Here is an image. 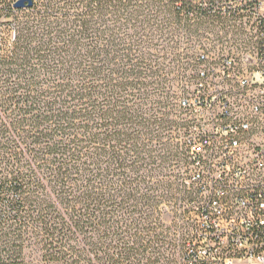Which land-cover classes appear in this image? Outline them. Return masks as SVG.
I'll use <instances>...</instances> for the list:
<instances>
[{
    "label": "trees",
    "instance_id": "trees-1",
    "mask_svg": "<svg viewBox=\"0 0 264 264\" xmlns=\"http://www.w3.org/2000/svg\"><path fill=\"white\" fill-rule=\"evenodd\" d=\"M216 2L0 0L17 28L0 48V264H178L180 47Z\"/></svg>",
    "mask_w": 264,
    "mask_h": 264
},
{
    "label": "built area",
    "instance_id": "built-area-1",
    "mask_svg": "<svg viewBox=\"0 0 264 264\" xmlns=\"http://www.w3.org/2000/svg\"><path fill=\"white\" fill-rule=\"evenodd\" d=\"M216 6L215 25L180 47L175 117L188 197L175 208L174 253L178 264H264V0ZM13 21L0 17V48L16 39Z\"/></svg>",
    "mask_w": 264,
    "mask_h": 264
},
{
    "label": "rangeland",
    "instance_id": "rangeland-1",
    "mask_svg": "<svg viewBox=\"0 0 264 264\" xmlns=\"http://www.w3.org/2000/svg\"><path fill=\"white\" fill-rule=\"evenodd\" d=\"M2 112V108L0 107V113ZM12 154H15L12 150L9 151ZM26 263L27 264H61V263H54V262H48L45 261L44 258L40 255V253H37L36 251H30L26 256Z\"/></svg>",
    "mask_w": 264,
    "mask_h": 264
},
{
    "label": "water",
    "instance_id": "water-1",
    "mask_svg": "<svg viewBox=\"0 0 264 264\" xmlns=\"http://www.w3.org/2000/svg\"><path fill=\"white\" fill-rule=\"evenodd\" d=\"M33 5V0H19L16 3V8L30 7Z\"/></svg>",
    "mask_w": 264,
    "mask_h": 264
}]
</instances>
